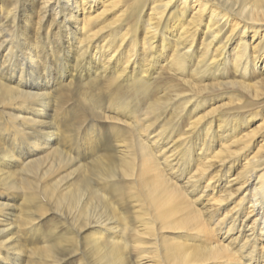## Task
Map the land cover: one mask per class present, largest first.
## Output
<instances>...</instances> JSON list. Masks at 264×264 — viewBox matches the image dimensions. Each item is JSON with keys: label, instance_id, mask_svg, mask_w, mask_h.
<instances>
[{"label": "bare ground", "instance_id": "1", "mask_svg": "<svg viewBox=\"0 0 264 264\" xmlns=\"http://www.w3.org/2000/svg\"><path fill=\"white\" fill-rule=\"evenodd\" d=\"M237 85L264 0H0V264H264V119L205 107Z\"/></svg>", "mask_w": 264, "mask_h": 264}, {"label": "rangeland", "instance_id": "2", "mask_svg": "<svg viewBox=\"0 0 264 264\" xmlns=\"http://www.w3.org/2000/svg\"><path fill=\"white\" fill-rule=\"evenodd\" d=\"M112 14H113V10H112ZM113 16H115V15H113ZM223 68H227L226 71L230 72L229 66H226V67H223ZM166 73H167V71H166V69H164L162 75L164 76V75H166ZM227 74L229 75V73H227ZM227 74H226V76H227ZM214 77L216 78V76H214ZM210 79H212V78L211 77L209 78V76H207L205 78V80L202 81V82H208L209 83V82H211ZM160 80H161L160 81L161 83L166 84V85L163 86L164 88H168L170 86V84L172 85L173 88H178L179 87V85H177L178 82H174L171 77H166L165 76L164 79H160ZM181 86H182V84H181ZM185 87H187V86H185ZM259 92H260V95L258 96V98H252L250 96V94L248 93V91L243 89L240 85H237L233 89L231 87H226L225 88V92H223L222 90H219V89L215 90V91H212V92H209V93L207 92L206 95H205L206 98H207L206 99L207 103L205 104V107H206V109H209V107L210 108L214 107L217 104H220V103L226 101V97L230 96L233 99L234 104H238L239 105V104L244 103V106H245L244 108L237 109V111H240V113H241V116H240V119H239L240 122H242V123H246L247 122V121H245L246 119L244 117L245 114H247V113H251L252 115L255 116V118H254L255 121L245 124L243 126V128H242L243 130L241 131V133L244 132V131H248L249 129L250 130L251 129L255 130V129H257L256 125L259 122H261V120L264 119V86L263 85L261 86V90ZM208 98H214V100L211 101V104H210V101H209ZM239 98H240L241 101H238ZM232 110H235V109H232ZM164 120H162V121H164ZM256 131H258V130H256ZM258 134L259 133L256 132L255 136H258ZM251 144H252L251 145V147H252L253 146V142ZM253 149L254 150L257 149V146H255V140H254ZM255 213H256V211L253 212V214H255ZM48 216H50V215H48ZM46 218H47V216L43 220H46ZM252 218H251V220H252ZM43 220H41V223L44 222ZM261 239L264 240V237H262ZM62 264H73L72 263V259H68V260L62 262Z\"/></svg>", "mask_w": 264, "mask_h": 264}]
</instances>
